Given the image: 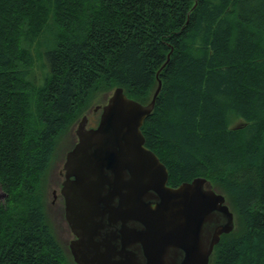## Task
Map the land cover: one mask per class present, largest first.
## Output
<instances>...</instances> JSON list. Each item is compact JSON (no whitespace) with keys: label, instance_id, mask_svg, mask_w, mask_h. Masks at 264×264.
I'll return each mask as SVG.
<instances>
[{"label":"trees","instance_id":"trees-1","mask_svg":"<svg viewBox=\"0 0 264 264\" xmlns=\"http://www.w3.org/2000/svg\"><path fill=\"white\" fill-rule=\"evenodd\" d=\"M158 78L145 145L235 215L209 264H264V0H0V264H76L41 187L58 136L96 92L148 103Z\"/></svg>","mask_w":264,"mask_h":264},{"label":"water","instance_id":"water-1","mask_svg":"<svg viewBox=\"0 0 264 264\" xmlns=\"http://www.w3.org/2000/svg\"><path fill=\"white\" fill-rule=\"evenodd\" d=\"M157 83L148 103L116 87L97 126L87 128L85 115L78 124L61 187L76 264H209L222 234L235 227L225 195L209 179L169 185L168 168L145 145L141 127Z\"/></svg>","mask_w":264,"mask_h":264},{"label":"rangeland","instance_id":"rangeland-1","mask_svg":"<svg viewBox=\"0 0 264 264\" xmlns=\"http://www.w3.org/2000/svg\"><path fill=\"white\" fill-rule=\"evenodd\" d=\"M39 38H42V36ZM35 49L36 47H33V53L37 57ZM33 69L34 72L37 73V75L43 72L41 68V62L38 58ZM112 92L113 90H111L110 92L98 91L91 97H89L88 104L83 110V113L79 116V119L76 121V123H74L68 129L62 132L60 136H58L59 140L57 149L54 153V158L52 159L46 172L43 174L44 176L41 180L47 220L58 242L64 248L65 252L71 257L72 254L69 249V243L74 235L65 218L64 199L60 192L61 183L64 180L63 165L65 162L66 153L70 150V148L74 146L75 142L77 141L76 129L78 127V122L80 121V119L85 114L90 117L92 115L98 116L101 109L99 108L97 111H94L95 107H97V105L101 106L106 103ZM230 119L231 125L236 124L239 121V118L236 117H231ZM4 195L5 192L1 189L0 200L4 198Z\"/></svg>","mask_w":264,"mask_h":264},{"label":"flooded vegetation","instance_id":"flooded-vegetation-1","mask_svg":"<svg viewBox=\"0 0 264 264\" xmlns=\"http://www.w3.org/2000/svg\"><path fill=\"white\" fill-rule=\"evenodd\" d=\"M100 109H101V111H100V114H101V112H102V108L100 107ZM98 109H96L95 108V110L94 111H97ZM100 114L98 115V116H95V115H92L91 117L90 116H88L87 115V122H86V127L87 128H91V127H95L97 124H98V122H99V120H100ZM77 141H78V137H77ZM76 141V142H77ZM76 142H75V144H76ZM74 144V145H75ZM64 169V168H63ZM64 172V171H63ZM64 179H65V175H64ZM64 181V180H63ZM63 181H62V183H63ZM62 183H61V187H62ZM55 191V190H54ZM60 192H61V188H60ZM55 193V192H54ZM62 194V193H61ZM63 196V195H62ZM63 199H64V197H63ZM64 209H65V200H64Z\"/></svg>","mask_w":264,"mask_h":264}]
</instances>
